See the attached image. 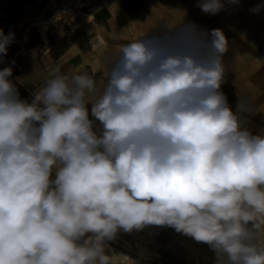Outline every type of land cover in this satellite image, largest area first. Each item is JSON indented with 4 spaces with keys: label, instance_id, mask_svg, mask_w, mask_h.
<instances>
[{
    "label": "clouds",
    "instance_id": "1",
    "mask_svg": "<svg viewBox=\"0 0 264 264\" xmlns=\"http://www.w3.org/2000/svg\"><path fill=\"white\" fill-rule=\"evenodd\" d=\"M14 39L0 29V62ZM227 50L219 28L165 20L109 52L106 79L57 63L27 100L0 70V264H116L110 242L150 226L264 264V129L221 90Z\"/></svg>",
    "mask_w": 264,
    "mask_h": 264
},
{
    "label": "rangeland",
    "instance_id": "2",
    "mask_svg": "<svg viewBox=\"0 0 264 264\" xmlns=\"http://www.w3.org/2000/svg\"><path fill=\"white\" fill-rule=\"evenodd\" d=\"M198 2L137 0L133 7L138 9L140 24L151 23L158 27L162 21L174 25L182 19L184 24L194 23L209 33L212 29H221L228 40V50L223 56L228 74L221 90L233 109L238 96L249 97L257 112L249 118V127L253 132L264 129V8L251 11L257 5H264V0H239L238 5L225 3L224 9L215 15L204 13L197 6ZM141 15L144 20H140ZM259 242L264 244V231ZM110 248L116 264L215 263V255L208 245L169 227L150 226L131 234L120 233L110 242Z\"/></svg>",
    "mask_w": 264,
    "mask_h": 264
},
{
    "label": "crops",
    "instance_id": "3",
    "mask_svg": "<svg viewBox=\"0 0 264 264\" xmlns=\"http://www.w3.org/2000/svg\"><path fill=\"white\" fill-rule=\"evenodd\" d=\"M89 1L92 7L87 14L65 15L71 18L69 26L41 21L39 26L28 31L14 33V42L9 45L7 55L2 57L0 70L12 68L13 75L9 79L21 99L30 100L57 63L65 71L75 70L77 65L84 63L97 81L106 79L107 54L118 53L121 44L157 28L151 23L140 24L138 9L133 7L137 0ZM0 3L8 9L10 21L31 22L37 17L32 0H0ZM140 17L144 20L143 15Z\"/></svg>",
    "mask_w": 264,
    "mask_h": 264
},
{
    "label": "built area",
    "instance_id": "4",
    "mask_svg": "<svg viewBox=\"0 0 264 264\" xmlns=\"http://www.w3.org/2000/svg\"><path fill=\"white\" fill-rule=\"evenodd\" d=\"M32 3L37 17L31 22L10 21L8 11L0 6V29L8 33L19 30L28 31L39 26L41 21L55 26L61 24L69 26L71 18H66V14L85 15L92 7L89 0H32Z\"/></svg>",
    "mask_w": 264,
    "mask_h": 264
},
{
    "label": "bare ground",
    "instance_id": "5",
    "mask_svg": "<svg viewBox=\"0 0 264 264\" xmlns=\"http://www.w3.org/2000/svg\"><path fill=\"white\" fill-rule=\"evenodd\" d=\"M86 14H87V13H86ZM90 16H91V18H92V20H93V19H94V16H93L92 14H90ZM89 18H90V17H89ZM93 21H94V20H93ZM208 254H209V253H208ZM208 254H207V255H208ZM211 255H212V254H211ZM208 257L211 258L210 255H209ZM209 260H210V259H209ZM206 261H208V260H206ZM213 261H214V259H213ZM210 263H211V261H210ZM212 263H214V262H212ZM214 264H215V263H214Z\"/></svg>",
    "mask_w": 264,
    "mask_h": 264
}]
</instances>
